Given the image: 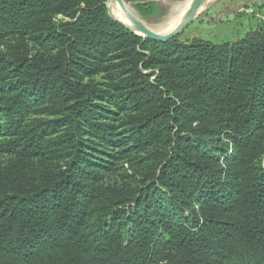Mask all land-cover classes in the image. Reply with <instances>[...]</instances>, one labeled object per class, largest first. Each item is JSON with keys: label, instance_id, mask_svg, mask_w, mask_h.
<instances>
[{"label": "trees", "instance_id": "trees-1", "mask_svg": "<svg viewBox=\"0 0 264 264\" xmlns=\"http://www.w3.org/2000/svg\"><path fill=\"white\" fill-rule=\"evenodd\" d=\"M106 2L0 0V264H264V25L164 42Z\"/></svg>", "mask_w": 264, "mask_h": 264}, {"label": "rangeland", "instance_id": "rangeland-1", "mask_svg": "<svg viewBox=\"0 0 264 264\" xmlns=\"http://www.w3.org/2000/svg\"><path fill=\"white\" fill-rule=\"evenodd\" d=\"M125 1L130 7L132 6L131 8L137 17L149 28L161 34H166L184 20L185 16L180 23L170 29L172 20L181 15V8L186 5L188 0ZM106 4L108 7L109 0ZM178 4L181 6H178ZM139 5L142 6L141 9H139ZM171 7H174V10ZM108 11L112 16L109 7ZM198 11L195 20L176 36L179 41L204 40L218 43L224 39L237 40L264 25V0H207ZM8 159V156L0 154V164L5 163ZM128 171H131V169H128Z\"/></svg>", "mask_w": 264, "mask_h": 264}, {"label": "water", "instance_id": "water-1", "mask_svg": "<svg viewBox=\"0 0 264 264\" xmlns=\"http://www.w3.org/2000/svg\"><path fill=\"white\" fill-rule=\"evenodd\" d=\"M117 1L123 11L127 13L130 20L134 24V28L129 27L124 22L117 20L119 23H121L123 26L128 28L129 30L144 36L148 39H154L158 41H169L172 38L176 37L178 34H180L185 28H187L196 18L198 10L201 8V6L207 1V0H193L191 7L189 8L187 14L185 15L184 20L172 31L166 34H161L151 28H149L143 21H141L135 14H133L127 7L125 0H113Z\"/></svg>", "mask_w": 264, "mask_h": 264}, {"label": "bare ground", "instance_id": "bare-ground-1", "mask_svg": "<svg viewBox=\"0 0 264 264\" xmlns=\"http://www.w3.org/2000/svg\"><path fill=\"white\" fill-rule=\"evenodd\" d=\"M186 1V0H185ZM193 0H188L186 5L183 6L182 3L181 5L183 6L182 9V13L179 17H177L176 19L172 20L171 24H170V29L174 28L178 23L181 22V20L183 19V17L185 16V13L188 11L187 9H189L192 5ZM128 9L136 15V13L134 12V10L129 6V4L125 1ZM178 4V6H181ZM206 6V5H205ZM110 12L112 14L113 17L117 18V20L120 19V21L124 22L126 25H128L129 27L134 28V24L132 23V21L130 20L129 16L127 15V13H125L123 11V9L121 8L120 4L117 1H113V0H109V5H108ZM176 7V6H175ZM172 8V7H171ZM174 8V7H173ZM172 8V9H173ZM177 8V7H176ZM174 10V9H173ZM187 10V11H186ZM178 11V10H177ZM124 12V13H123ZM199 12V11H198ZM137 16V15H136ZM171 16V15H170ZM174 17V15H173ZM172 18V17H171ZM178 26V25H177ZM167 28V27H166ZM165 28V29H166ZM160 33V32H159Z\"/></svg>", "mask_w": 264, "mask_h": 264}]
</instances>
